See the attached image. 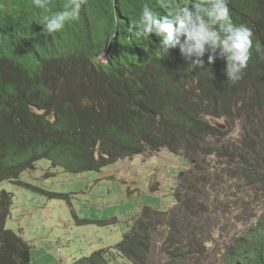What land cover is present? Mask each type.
Wrapping results in <instances>:
<instances>
[{"label": "trees", "instance_id": "16d2710c", "mask_svg": "<svg viewBox=\"0 0 264 264\" xmlns=\"http://www.w3.org/2000/svg\"><path fill=\"white\" fill-rule=\"evenodd\" d=\"M67 2L50 0V12L62 10ZM196 2L87 0L79 19L48 34L41 32L44 10L32 0H0V182L19 178L42 159L79 173L161 147L175 151L183 141L218 154L207 141L223 131L205 120L217 115V104L230 110L238 106L239 93L251 91L247 110L257 106L263 113L264 0H229L233 22L253 31L251 57L236 83L227 79L223 58L209 65L205 53L204 67H190L178 47L162 55L154 34L134 36L145 5L163 17ZM109 43L107 62L102 63ZM241 173L253 179L247 168ZM11 204V194L3 192L0 264H31L28 243L5 228ZM163 213L144 208L118 245V255L131 264H147V237L157 227L148 219ZM175 237L169 227L162 249L177 264L189 252ZM230 241L222 249L221 264H264V218ZM72 264L109 260L100 250Z\"/></svg>", "mask_w": 264, "mask_h": 264}, {"label": "rangeland", "instance_id": "374dc122", "mask_svg": "<svg viewBox=\"0 0 264 264\" xmlns=\"http://www.w3.org/2000/svg\"><path fill=\"white\" fill-rule=\"evenodd\" d=\"M251 96L239 93L238 106L217 104V115L205 118L223 131L207 141L218 154L183 141L175 151L161 147L79 173L39 160L0 182V196L12 197L5 228L28 243L31 264H72L100 250L109 264H131L118 245L152 208L164 213L148 219L157 227L147 237V264H176L162 249L169 227L189 252L177 264H221L230 239L264 218V112L247 110Z\"/></svg>", "mask_w": 264, "mask_h": 264}, {"label": "clouds", "instance_id": "9594fccd", "mask_svg": "<svg viewBox=\"0 0 264 264\" xmlns=\"http://www.w3.org/2000/svg\"><path fill=\"white\" fill-rule=\"evenodd\" d=\"M32 3L45 13L40 21L41 32L52 34L79 19L87 0H68L62 10L55 12H50V0H32ZM133 28L137 39L149 34L158 37L162 55H167L169 48L178 47L185 61L191 62L190 67H204L205 53L209 65L216 58L225 59V73L232 83L242 79L253 48V31L246 24L233 22L229 0H199L190 6L174 8L163 17L145 5ZM110 47L109 43L100 56L102 63L107 62ZM210 75L213 77V73Z\"/></svg>", "mask_w": 264, "mask_h": 264}]
</instances>
